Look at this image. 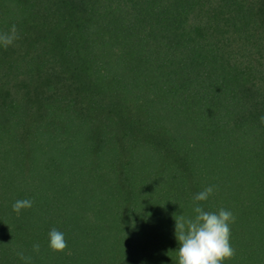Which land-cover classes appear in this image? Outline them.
<instances>
[{
	"label": "trees",
	"instance_id": "trees-1",
	"mask_svg": "<svg viewBox=\"0 0 264 264\" xmlns=\"http://www.w3.org/2000/svg\"><path fill=\"white\" fill-rule=\"evenodd\" d=\"M13 24L0 264H178L175 216L208 186L235 216L225 264H264V0H0Z\"/></svg>",
	"mask_w": 264,
	"mask_h": 264
},
{
	"label": "clouds",
	"instance_id": "clouds-1",
	"mask_svg": "<svg viewBox=\"0 0 264 264\" xmlns=\"http://www.w3.org/2000/svg\"><path fill=\"white\" fill-rule=\"evenodd\" d=\"M19 39L17 27L13 24L8 32L0 33V46L7 49ZM264 123V116L260 118ZM215 186H208L193 197V217L175 216V237L179 242L176 251L178 264H225L236 255L231 244V225L235 216L230 210L220 208L218 211H205L199 202L206 201L213 195ZM33 206L31 199L16 200L12 210L17 215L23 209ZM49 248L54 252L64 251L68 244L63 232L53 228L48 233ZM33 251L39 253L40 245L34 244ZM17 256L31 264L32 258L18 251Z\"/></svg>",
	"mask_w": 264,
	"mask_h": 264
}]
</instances>
